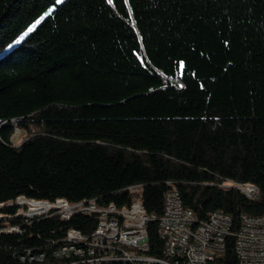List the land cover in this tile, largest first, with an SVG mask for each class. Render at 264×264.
<instances>
[{
    "label": "trees",
    "instance_id": "obj_1",
    "mask_svg": "<svg viewBox=\"0 0 264 264\" xmlns=\"http://www.w3.org/2000/svg\"><path fill=\"white\" fill-rule=\"evenodd\" d=\"M137 184L158 216L173 187L201 220L223 210L236 229L264 213V0H0V202L122 206ZM95 224L0 234V263ZM157 228L148 253L161 257ZM234 244L218 264H237Z\"/></svg>",
    "mask_w": 264,
    "mask_h": 264
},
{
    "label": "built area",
    "instance_id": "obj_2",
    "mask_svg": "<svg viewBox=\"0 0 264 264\" xmlns=\"http://www.w3.org/2000/svg\"><path fill=\"white\" fill-rule=\"evenodd\" d=\"M234 186L249 198L256 199L260 189L252 183L232 180ZM133 194L129 204H101L96 198L69 201L57 198H27L25 201L0 202V234H25L34 222L58 217L70 220L74 215H93L96 224L84 233L68 227L60 238H50L43 245L25 247L17 264H218L226 249V238L234 237L237 264H264V213H243L238 228L223 210L199 219L185 207L175 187L164 197L163 213H149L142 201V185H130ZM158 221L163 241V256L148 253V225ZM32 234V232H29ZM2 264V263H0Z\"/></svg>",
    "mask_w": 264,
    "mask_h": 264
},
{
    "label": "rangeland",
    "instance_id": "obj_3",
    "mask_svg": "<svg viewBox=\"0 0 264 264\" xmlns=\"http://www.w3.org/2000/svg\"><path fill=\"white\" fill-rule=\"evenodd\" d=\"M22 138H23V133L20 132V134H19V132H18V135H16V136L14 137L15 144H20L21 141H22ZM19 198H20V197H19ZM19 198H18V199H19ZM15 201H20V200H15Z\"/></svg>",
    "mask_w": 264,
    "mask_h": 264
},
{
    "label": "snow or ice",
    "instance_id": "obj_4",
    "mask_svg": "<svg viewBox=\"0 0 264 264\" xmlns=\"http://www.w3.org/2000/svg\"><path fill=\"white\" fill-rule=\"evenodd\" d=\"M57 2H60V0H57ZM30 31H31V29H30Z\"/></svg>",
    "mask_w": 264,
    "mask_h": 264
},
{
    "label": "bare ground",
    "instance_id": "obj_5",
    "mask_svg": "<svg viewBox=\"0 0 264 264\" xmlns=\"http://www.w3.org/2000/svg\"><path fill=\"white\" fill-rule=\"evenodd\" d=\"M25 198V197H24Z\"/></svg>",
    "mask_w": 264,
    "mask_h": 264
}]
</instances>
